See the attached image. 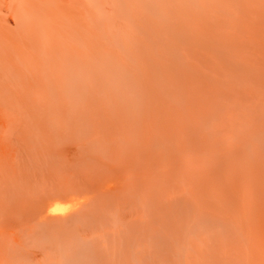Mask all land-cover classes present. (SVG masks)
I'll return each mask as SVG.
<instances>
[{
    "label": "bare ground",
    "instance_id": "6f19581e",
    "mask_svg": "<svg viewBox=\"0 0 264 264\" xmlns=\"http://www.w3.org/2000/svg\"><path fill=\"white\" fill-rule=\"evenodd\" d=\"M0 113V264H264V0H0Z\"/></svg>",
    "mask_w": 264,
    "mask_h": 264
},
{
    "label": "rangeland",
    "instance_id": "374dc122",
    "mask_svg": "<svg viewBox=\"0 0 264 264\" xmlns=\"http://www.w3.org/2000/svg\"><path fill=\"white\" fill-rule=\"evenodd\" d=\"M161 70L162 68H155L153 77H158L162 72ZM103 79L104 77L101 76L98 81H92L93 89L91 88V90L88 92L86 100H73L72 102L79 106L86 105L87 100L90 98H103L104 91L109 95H127L130 93L129 88L138 81V75L135 68H129L122 70V73L119 74V76L110 77V82L119 84V88L116 89L120 94L114 91H112L113 93L111 94V91L109 90L110 85L106 87L102 82ZM6 117V115H2L0 113V119H4ZM18 138L19 137L16 133L11 131L7 132L0 129V193H30L29 190L26 189L22 176V172L24 170H28L27 166L23 164L22 167H19L18 161H16V159L19 160L16 145ZM4 160L6 161L5 163H3ZM12 166L16 167L12 168ZM30 189L32 190V186ZM40 190L42 193H47L45 188H41ZM73 246L74 243L64 247L61 252L56 254L54 262H56V264H63V261L67 255L75 252L72 249Z\"/></svg>",
    "mask_w": 264,
    "mask_h": 264
}]
</instances>
